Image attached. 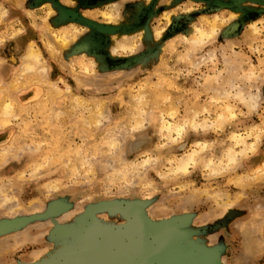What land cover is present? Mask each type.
<instances>
[{
    "label": "rangeland",
    "instance_id": "1",
    "mask_svg": "<svg viewBox=\"0 0 264 264\" xmlns=\"http://www.w3.org/2000/svg\"><path fill=\"white\" fill-rule=\"evenodd\" d=\"M125 228L94 264H264V0H0V264Z\"/></svg>",
    "mask_w": 264,
    "mask_h": 264
},
{
    "label": "water",
    "instance_id": "2",
    "mask_svg": "<svg viewBox=\"0 0 264 264\" xmlns=\"http://www.w3.org/2000/svg\"><path fill=\"white\" fill-rule=\"evenodd\" d=\"M238 1H241V0H238ZM68 12L70 11L69 10L65 11V15ZM70 15L71 16H67V17L74 18V19L78 17L76 13L70 12ZM131 231H132V228H125V229H122V230H119L113 233H109L108 235L106 234L105 236L102 237V239L96 244L94 248L89 249V250L81 249V250L75 251L71 253L70 255H68L67 257L61 259L60 261H56L57 263L56 262L54 263L55 264H59V263L60 264H94V262L101 257L106 247L114 246L122 242L125 239L126 235L131 233ZM110 234L111 236H109ZM170 243L169 242H154L150 245L149 253H151L152 257L156 259L158 264H210L208 259L204 257H187L181 260L172 258L169 253ZM84 250L85 251L87 250L94 254L89 255V253H87L89 255L88 256L86 254L88 256L86 257L87 260L85 259L83 261H79V263H77L78 261L75 262V260H77L76 255L78 254L85 255ZM62 260L63 262L61 263Z\"/></svg>",
    "mask_w": 264,
    "mask_h": 264
},
{
    "label": "bare ground",
    "instance_id": "3",
    "mask_svg": "<svg viewBox=\"0 0 264 264\" xmlns=\"http://www.w3.org/2000/svg\"><path fill=\"white\" fill-rule=\"evenodd\" d=\"M113 11V10H112ZM111 12V11H110ZM106 13V14H104V17L109 21V22H113V21H115V16H114V14H112V13H115V12H112V13ZM119 15V14H118ZM117 17V16H116ZM102 30H104L105 32H111L112 31V29H110V28H103ZM198 37H200L199 39L200 40H203L205 37H206V34L204 33V32H199V36ZM121 42H119L117 45H116V47H114V51L115 52H117L118 50H122V51H127V50H133V46L131 45V43H130V41H128V39H125L124 38V40H120ZM199 42V41H198ZM67 41L66 40H62L61 41V46L62 47H67ZM39 54H38V51H35V49L34 48H30V50H29V52H28V55H27V57H25L27 60H28V64L25 66L26 67V69L27 70H32V69H34V67H35V65L38 63V61H39ZM41 62V61H40ZM210 84V83H209ZM145 96V95H144ZM142 101V100H141ZM145 102V101H144ZM78 103V102H77ZM84 103V102H83ZM140 104V103H139ZM147 104V103H146ZM7 105V104H6ZM9 105V104H8ZM7 105V106H8ZM142 105V104H141ZM7 106H5V108H4V106H3V108L5 109V111H7L8 109V107ZM250 107V106H249ZM254 108V107H253ZM4 111V110H3ZM4 111V112H5ZM172 111V110H171ZM174 111V110H173ZM175 112V111H174ZM95 114H94V118L93 119H89L86 123L89 125V126H91L92 125V123H96L100 118H102V116H103V114L101 115V113H102V110H101V108H99L98 109V111H95L94 112ZM175 114V113H174ZM136 116V115H135ZM173 116V115H172ZM100 122V121H99ZM98 122V123H99ZM222 122H224V120L222 121ZM192 124V123H191ZM194 124V123H193ZM138 125H140V124H138ZM223 125V124H222ZM138 127H140V126H138ZM219 127V126H218ZM182 128V127H181ZM181 128L179 127L176 131L178 132V133H180L181 132ZM184 128V127H183ZM135 129V128H134ZM167 129H169V127L167 128ZM182 132H183V129H182ZM233 139V138H232ZM236 141V140H235ZM237 142V141H236ZM239 142V141H238ZM237 142V143H238ZM240 143V142H239ZM245 143V142H244ZM246 150V149H245ZM244 150V151H245ZM230 151V150H229ZM195 152H193V154H194ZM193 154H191V155H193ZM238 154V153H237ZM229 155V154H228ZM197 156V155H196ZM232 156V155H231ZM194 157L193 156H189L188 158L186 157V159H184L180 164H179V166H178V168H177V170L178 171H180V172H186V170L188 169V166L192 163V162H194ZM197 160V159H196ZM199 160V159H198ZM233 161V160H232ZM197 162H199V161H197ZM195 164H196V162H195ZM209 165H212V164H209ZM235 165V164H234ZM142 166V165H141ZM118 174H121V171H118ZM51 187H53V188H56L57 187V182H52L51 183ZM51 190V189H50ZM56 190V189H55ZM5 194V192H3V194L2 195H4ZM4 197V196H3ZM3 201L4 202H8V201H10V198H8V197H5V199H3ZM8 226L9 225H5L4 227H2V230L4 229H7L8 228ZM253 232V231H252ZM260 245V244H259ZM255 246H257V245H255V242L252 240V241H250V244H249V247H248V249L250 250V251H255ZM247 255V254H246ZM245 255V256H246ZM86 257H88L87 255H78L77 257H76V259L77 260H75V262H77V263H79V261H83V260H87V258ZM246 262V261H245ZM60 264V263H59Z\"/></svg>",
    "mask_w": 264,
    "mask_h": 264
}]
</instances>
